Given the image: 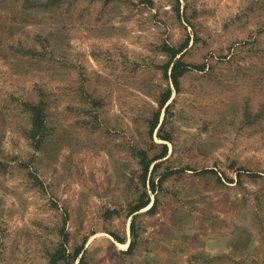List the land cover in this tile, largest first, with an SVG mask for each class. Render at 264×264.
<instances>
[{"label": "rangeland", "instance_id": "rangeland-1", "mask_svg": "<svg viewBox=\"0 0 264 264\" xmlns=\"http://www.w3.org/2000/svg\"><path fill=\"white\" fill-rule=\"evenodd\" d=\"M0 264H264V0H0Z\"/></svg>", "mask_w": 264, "mask_h": 264}, {"label": "trees", "instance_id": "trees-1", "mask_svg": "<svg viewBox=\"0 0 264 264\" xmlns=\"http://www.w3.org/2000/svg\"><path fill=\"white\" fill-rule=\"evenodd\" d=\"M174 56V55H172ZM185 63L181 62L180 60L175 59V61L173 62V65L171 66V72H170V77H171V82L172 84L177 87L178 86V77L181 76V74L185 71L186 68H184L183 66ZM166 99L163 100V102ZM29 109L31 111V115H32V123H31V135L34 136H39L42 133L43 130V103L42 101H38L36 103L33 104H29ZM155 125H153L152 127H154ZM137 154H141V153H137ZM144 156L141 155V159L139 160V163L141 164L142 168L144 171H146L148 169L149 166V162H147L145 160V158H143ZM147 204V202H143V203H139L138 205H136L134 207V209L132 210V212L144 207Z\"/></svg>", "mask_w": 264, "mask_h": 264}]
</instances>
